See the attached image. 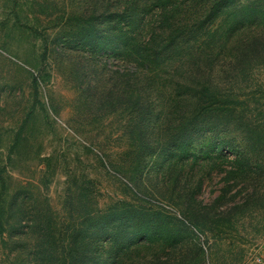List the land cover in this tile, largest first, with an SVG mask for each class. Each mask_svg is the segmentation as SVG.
I'll use <instances>...</instances> for the list:
<instances>
[{
	"label": "trees",
	"instance_id": "1",
	"mask_svg": "<svg viewBox=\"0 0 264 264\" xmlns=\"http://www.w3.org/2000/svg\"><path fill=\"white\" fill-rule=\"evenodd\" d=\"M107 1L97 16L71 15V41L105 57L102 64L115 74L116 91L106 100L114 111L127 114L125 153L132 186H125L136 201L121 198L101 210L85 209L68 229L60 228L57 237L49 227L41 232L29 260L5 258L4 264H209L197 233L223 231L225 226L218 227L219 221L208 214L232 197L241 178H251L246 167L251 168L264 137L258 118L262 105L256 97L264 95V83L256 79L264 69V0ZM96 19L105 21L112 33L103 34ZM248 28L251 35L245 38ZM40 37L45 59L48 38ZM58 40L69 43L65 34ZM239 77L254 84L247 93L250 99H242ZM41 81V75H31L33 102L38 104ZM31 112L32 108L15 134L8 159ZM234 132L237 143L228 136ZM228 153L233 155L231 167L214 204L200 206L197 200L189 206L193 230L164 207L146 205L156 197L139 183L145 172L160 171L156 180L164 182L169 193L159 194L162 198H174L175 193L188 202L203 178L192 186L186 182L189 189L177 194L174 188L185 166L211 169L228 159ZM4 168L0 198L3 191L7 194ZM220 222L229 220L223 216ZM3 229L0 217V236ZM10 244L4 238V247L15 251L16 244Z\"/></svg>",
	"mask_w": 264,
	"mask_h": 264
},
{
	"label": "rangeland",
	"instance_id": "2",
	"mask_svg": "<svg viewBox=\"0 0 264 264\" xmlns=\"http://www.w3.org/2000/svg\"><path fill=\"white\" fill-rule=\"evenodd\" d=\"M106 3L107 0H0V168L5 167L2 177L7 186V194L3 191L0 198L5 228L0 236V264L5 258L14 262L20 258L29 260L41 232L49 227L57 237L58 230L65 226L68 229L74 217L85 209L101 210L121 198L136 201L125 186H132L130 159L125 153L129 149L127 114L114 111L106 100L108 93L116 91L115 74L102 64L105 57L77 48L71 41V15L97 16L105 10ZM95 21L103 34L112 33L105 21ZM149 21L146 15L144 23ZM248 30L243 31L245 38L251 35ZM40 34L48 38L45 59ZM62 34L67 35L68 44L63 43L67 40L56 41ZM31 75H41L38 99L42 106L33 102ZM256 79L264 83V69ZM238 82L244 90L242 99H250L252 94L247 93L255 88L254 84L242 77ZM257 95L262 105L259 129L264 133V95ZM31 108L8 159L15 134ZM228 136L237 143L236 132ZM226 157L211 169L194 166L191 170L185 166L174 188L177 194L189 189L186 182L192 186L203 178L188 202L176 198L175 193L174 198H162L159 194L169 193L164 182L156 180L160 171L153 168L145 172L139 183L156 197L146 205L164 207L193 230L189 206L197 200L200 206L214 204L226 184L225 171L231 167L233 155L228 153ZM253 159L251 168L246 167L251 178H241L231 191L232 197L208 214L219 221L218 227L225 226L223 231L197 233L209 264H251L260 252L264 242V137ZM18 190L20 193L14 196ZM220 211L224 213L220 215ZM223 216L229 222H220ZM4 238L11 243L10 248L16 244L15 251L4 247Z\"/></svg>",
	"mask_w": 264,
	"mask_h": 264
},
{
	"label": "crops",
	"instance_id": "3",
	"mask_svg": "<svg viewBox=\"0 0 264 264\" xmlns=\"http://www.w3.org/2000/svg\"><path fill=\"white\" fill-rule=\"evenodd\" d=\"M251 264H264V242L261 244L260 252Z\"/></svg>",
	"mask_w": 264,
	"mask_h": 264
}]
</instances>
